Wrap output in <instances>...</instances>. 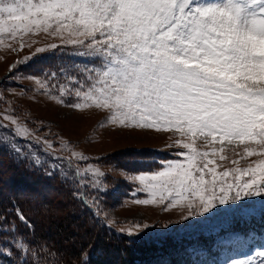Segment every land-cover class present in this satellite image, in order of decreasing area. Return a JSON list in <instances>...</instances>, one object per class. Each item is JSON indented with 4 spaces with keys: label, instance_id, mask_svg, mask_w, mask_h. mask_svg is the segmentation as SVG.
Listing matches in <instances>:
<instances>
[{
    "label": "snow or ice",
    "instance_id": "1",
    "mask_svg": "<svg viewBox=\"0 0 264 264\" xmlns=\"http://www.w3.org/2000/svg\"><path fill=\"white\" fill-rule=\"evenodd\" d=\"M30 33L59 39L75 55L96 61L42 73V94L74 110L104 111L101 127L174 131L183 138L177 143L187 151L174 153L182 160L123 172L133 184L134 204L177 208L185 220L241 201L253 205L241 210L248 214L256 212L255 203L264 206V0H0V45L20 37L23 49ZM13 131L21 139L34 135L26 126ZM198 139L212 147L198 150ZM225 141L244 146L242 155L236 153L240 159H259L218 171L215 158L227 159ZM42 143L56 150L51 141ZM13 150L23 151L15 144ZM35 164L40 165L38 158ZM74 174L85 187L108 190L99 169L92 173L98 180L87 172L81 176L79 168ZM140 192L148 198H135ZM15 215L31 228L21 210ZM147 228L136 224L124 234L132 237L134 230ZM0 231L12 233L10 243L20 253L16 264H39L35 251L29 255L34 246L3 214ZM3 252L15 255L11 249ZM55 264H62L59 257ZM81 264H87V253ZM230 264H264V248Z\"/></svg>",
    "mask_w": 264,
    "mask_h": 264
},
{
    "label": "rangeland",
    "instance_id": "2",
    "mask_svg": "<svg viewBox=\"0 0 264 264\" xmlns=\"http://www.w3.org/2000/svg\"><path fill=\"white\" fill-rule=\"evenodd\" d=\"M19 40L20 37H17L16 41L9 40L0 45V124L5 126L0 129V140L3 141L0 145L12 148L15 144L23 150L20 156L32 167L41 169L44 175L58 176L76 194L84 192L86 203L94 210L93 213L100 222L111 231L129 237L124 233L133 229L134 225L146 224L147 229L134 230L132 237L169 242L171 239H182V242H187L185 253L178 256V264H230L233 259H246L258 247L264 248V228L259 232L248 230L246 234L232 230L234 226L263 215L264 206L261 203H255L254 214L241 211L253 206L241 201L231 206H218V210H213L211 214L187 220L177 208L164 211L163 205L134 204L133 184L126 180L123 172L147 171L158 167L160 161L182 160L183 157H176L174 153L187 151L177 143L183 138L174 131L119 130L110 123L101 127L107 117L104 111L74 110L62 106L50 96L42 94L43 89L39 83L44 78L42 73L59 72L61 67H85L96 61L75 55L70 45L64 46L59 39L43 33L25 35L23 49ZM52 44H56L57 48H51ZM41 47L46 51L37 52ZM31 63L32 73H27L26 66ZM5 116L9 118L5 119ZM18 126L31 129L34 133L31 139L19 138L18 133L13 131ZM45 139L56 145V150L47 148L42 143ZM225 145L222 155H226L227 159L221 161L218 156L215 158L220 166L218 171L237 166L244 168L259 159L256 156L240 159L236 153L243 154V145H228L227 141ZM195 147L200 151H207L212 146H206L202 139H198ZM214 147L218 149L221 145L217 143ZM81 155L86 159L78 161ZM37 158L39 166L35 164ZM118 158L120 163L116 162ZM232 160H239V164H232ZM77 168L81 176L87 172L91 180L101 179L92 175L94 170L103 171L105 176L102 179L108 190L97 192L90 184L83 186L86 181H81V177L74 174ZM5 196L4 192H0V199ZM74 196L77 198L80 195ZM135 198L148 197L147 193L140 192ZM94 199L96 204H93ZM208 234L212 240L207 248L196 243L197 237L203 238Z\"/></svg>",
    "mask_w": 264,
    "mask_h": 264
},
{
    "label": "trees",
    "instance_id": "3",
    "mask_svg": "<svg viewBox=\"0 0 264 264\" xmlns=\"http://www.w3.org/2000/svg\"><path fill=\"white\" fill-rule=\"evenodd\" d=\"M26 71L32 73V63ZM0 192L6 194L0 199V214L14 222L17 232L34 246L29 255L35 251L39 264H55L58 257L62 264H81L82 253H87V264H178V256L188 244L182 239L151 241L111 231L85 202L84 192L76 198L68 183L56 175H44L41 169L17 155L13 147L2 145ZM17 208L27 217L31 228L16 217ZM260 226H264V214L232 230ZM11 237V232L0 231V264H16L20 255L10 243ZM210 237L204 235L195 241L204 246L211 241ZM4 249H11L15 255L4 253Z\"/></svg>",
    "mask_w": 264,
    "mask_h": 264
}]
</instances>
